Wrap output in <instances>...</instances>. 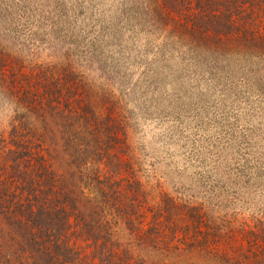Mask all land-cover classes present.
Listing matches in <instances>:
<instances>
[{
  "label": "rangeland",
  "instance_id": "rangeland-1",
  "mask_svg": "<svg viewBox=\"0 0 264 264\" xmlns=\"http://www.w3.org/2000/svg\"><path fill=\"white\" fill-rule=\"evenodd\" d=\"M195 9V0H0V145H10L16 96L57 91L80 124L60 134L66 109L46 114L54 167L76 171L66 164L73 148L57 136L86 133L81 124L91 122L98 144L108 142L88 152V168L138 179L153 205L167 193L175 234L207 233L203 245L177 249L264 264V3L251 17L263 35L242 42L215 43ZM181 205L196 209L192 217ZM158 252L148 261H196Z\"/></svg>",
  "mask_w": 264,
  "mask_h": 264
},
{
  "label": "trees",
  "instance_id": "trees-1",
  "mask_svg": "<svg viewBox=\"0 0 264 264\" xmlns=\"http://www.w3.org/2000/svg\"><path fill=\"white\" fill-rule=\"evenodd\" d=\"M195 3L202 30L210 32L215 43L229 39L242 42L263 35L255 34L251 17L252 7L264 0ZM1 82L3 79L0 86ZM21 94L13 101L10 145H0V264H154L148 261V254L158 250L166 257L184 253L187 259L195 258L186 264H217L230 255L220 249H177L175 243L179 241H188V247L195 242L203 245L207 233L197 229L201 241L175 234L176 203L167 193L163 192L160 203L153 205L138 179L115 178L109 172L101 178L97 169L88 168L86 158L95 148L105 151L108 142L105 139L104 145L98 144L96 130L101 129L91 128V122L81 124L86 133L57 136L61 146L70 144L73 148L65 152L66 164L76 171L69 174L60 170L58 161V169L54 167L46 146L51 139L48 134L52 135L46 114L60 115L66 109V120L56 126L60 134L61 128L67 134L69 129L78 130L80 123L74 122L78 112L65 108L57 91L37 101ZM83 112L90 110L84 106ZM103 130L107 135L109 129ZM111 164L105 163L108 167ZM75 175L77 181L72 179ZM181 208L187 217H192L189 210H196L185 205Z\"/></svg>",
  "mask_w": 264,
  "mask_h": 264
}]
</instances>
